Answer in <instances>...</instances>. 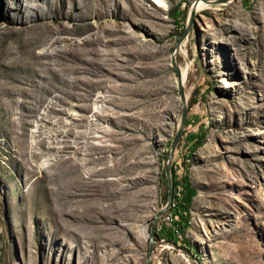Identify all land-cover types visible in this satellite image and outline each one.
Masks as SVG:
<instances>
[{"label": "rangeland", "instance_id": "obj_1", "mask_svg": "<svg viewBox=\"0 0 264 264\" xmlns=\"http://www.w3.org/2000/svg\"><path fill=\"white\" fill-rule=\"evenodd\" d=\"M161 1L0 0V264H264V0Z\"/></svg>", "mask_w": 264, "mask_h": 264}, {"label": "trees", "instance_id": "obj_2", "mask_svg": "<svg viewBox=\"0 0 264 264\" xmlns=\"http://www.w3.org/2000/svg\"><path fill=\"white\" fill-rule=\"evenodd\" d=\"M179 8H175L173 10L172 18L176 19V17L179 15ZM183 14V13H182ZM190 141L192 142V146L194 148H198L202 145L203 137L198 133H192L190 134ZM171 178H172V198L175 201L177 189L180 186V181L178 180V177L175 173V171L170 168ZM182 197L181 200L178 202L173 203L170 202V209H171V226L172 229H163L162 230V236L166 238L167 240H174L176 239V236L183 235L184 230L181 232L178 230L182 226H187L188 221L187 217L190 212L191 202L193 197L195 196V190L190 186L188 183V178L183 177L182 178ZM177 217V219H175ZM175 219V220H174ZM161 231V229L159 230ZM188 243V242H187ZM189 244V243H188Z\"/></svg>", "mask_w": 264, "mask_h": 264}, {"label": "water", "instance_id": "obj_3", "mask_svg": "<svg viewBox=\"0 0 264 264\" xmlns=\"http://www.w3.org/2000/svg\"><path fill=\"white\" fill-rule=\"evenodd\" d=\"M227 1L228 0H218L217 2L218 3H225ZM185 33H186V30L184 31V33L181 36V38L178 40V43L181 42L182 38L185 36ZM183 100H184V97L181 94V101H183ZM185 115H186V106L183 104L179 127L176 129L177 130L176 135H175L174 140L172 142V145L170 147V151H169V153L166 156L165 161H164V174H165L166 180H167V202L165 203L166 204L165 208H168L170 206V202H171V198H172V178H171L169 165H170V161L172 159V156H173V154L175 152V149H176V146L178 144V141H179V139L181 137L182 131H183L182 128L184 127ZM152 233H153V226L151 228V234ZM150 243H151V240H150ZM150 251H151V247H150ZM145 264H149V260L148 259L146 260Z\"/></svg>", "mask_w": 264, "mask_h": 264}, {"label": "bare ground", "instance_id": "obj_4", "mask_svg": "<svg viewBox=\"0 0 264 264\" xmlns=\"http://www.w3.org/2000/svg\"><path fill=\"white\" fill-rule=\"evenodd\" d=\"M153 1L155 2L156 6H158V7H160V8L165 10V6H163V4L161 3L162 2L161 0H153ZM231 2H232V0H228L227 2L220 3L217 6H226L228 8L229 7V3L231 4ZM201 5H204V4L202 3ZM209 7L210 6H205L203 9L200 10V12L208 9ZM187 72H188V70H186L184 68L179 71L178 81H180L181 84L183 83V85H184V81L183 80H184L185 76L187 75ZM179 87L183 88L182 86H179ZM187 101H189V97H188L187 94H185L184 95V100L181 102L182 105L184 104L186 106L187 105Z\"/></svg>", "mask_w": 264, "mask_h": 264}]
</instances>
